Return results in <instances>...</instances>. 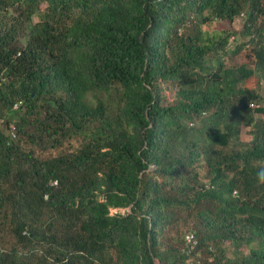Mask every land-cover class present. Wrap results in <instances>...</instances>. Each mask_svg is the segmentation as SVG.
Here are the masks:
<instances>
[{"label": "trees", "instance_id": "obj_1", "mask_svg": "<svg viewBox=\"0 0 264 264\" xmlns=\"http://www.w3.org/2000/svg\"><path fill=\"white\" fill-rule=\"evenodd\" d=\"M260 79L264 0H0V264H264Z\"/></svg>", "mask_w": 264, "mask_h": 264}, {"label": "rangeland", "instance_id": "obj_2", "mask_svg": "<svg viewBox=\"0 0 264 264\" xmlns=\"http://www.w3.org/2000/svg\"><path fill=\"white\" fill-rule=\"evenodd\" d=\"M33 21H37V16H35L34 17V20ZM237 42H240V39L238 38L237 39ZM261 80V79H260ZM259 83H260V81H259ZM259 88H260V91H261V94L262 95H264V87H262V86H260V84H259V86H258ZM1 124H2V121L0 120V126H1ZM241 140L242 141H246L249 137L246 135V132H247V129H248V127L247 126H245V125H241ZM10 130H11V128H10ZM9 133H10V136H11V132L9 131ZM12 137V136H11ZM13 138V137H12ZM15 138V137H14ZM87 139H85V138H83V136H78L77 138H75V139H72L71 140V145L73 146V147H79L81 144H83L84 143V141H86ZM122 211V210H121ZM112 212H115L114 210H112ZM189 263H190V261H189Z\"/></svg>", "mask_w": 264, "mask_h": 264}, {"label": "built area", "instance_id": "obj_3", "mask_svg": "<svg viewBox=\"0 0 264 264\" xmlns=\"http://www.w3.org/2000/svg\"><path fill=\"white\" fill-rule=\"evenodd\" d=\"M260 86H262V87L264 86V79L260 80ZM249 106L254 107V106H256V104L250 103ZM10 132H11V136L14 138L15 137V132H14V128L13 127L10 130ZM52 184H56V182H53ZM184 242H185V245L187 247L192 249L194 244L196 243L194 235L192 233H190V232L186 233L185 236H184Z\"/></svg>", "mask_w": 264, "mask_h": 264}]
</instances>
